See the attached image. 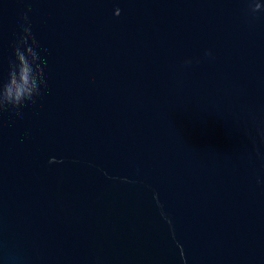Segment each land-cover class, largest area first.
I'll return each instance as SVG.
<instances>
[{"label": "water", "instance_id": "1", "mask_svg": "<svg viewBox=\"0 0 264 264\" xmlns=\"http://www.w3.org/2000/svg\"><path fill=\"white\" fill-rule=\"evenodd\" d=\"M24 27L0 264H264V0H0V87Z\"/></svg>", "mask_w": 264, "mask_h": 264}, {"label": "clouds", "instance_id": "2", "mask_svg": "<svg viewBox=\"0 0 264 264\" xmlns=\"http://www.w3.org/2000/svg\"><path fill=\"white\" fill-rule=\"evenodd\" d=\"M258 10L259 6L254 9ZM24 18L27 19L26 16ZM30 37V29L24 27L14 49L15 60H10L8 81L0 87V108L11 105L18 111L26 101L39 95L40 87L44 84L41 65L37 63L38 54L33 48L35 40L32 39L30 43ZM22 81L24 86H21Z\"/></svg>", "mask_w": 264, "mask_h": 264}]
</instances>
